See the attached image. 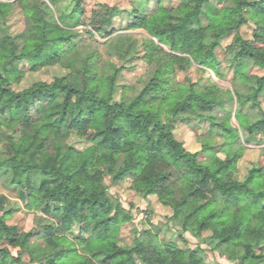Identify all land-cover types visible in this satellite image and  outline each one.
Listing matches in <instances>:
<instances>
[{
	"label": "trees",
	"instance_id": "obj_1",
	"mask_svg": "<svg viewBox=\"0 0 264 264\" xmlns=\"http://www.w3.org/2000/svg\"><path fill=\"white\" fill-rule=\"evenodd\" d=\"M10 1L0 0V171L10 173L28 209L53 216L44 227L22 232L7 224L13 211H0V264H23L22 253L30 264H208L200 246L182 248L161 238L172 230L184 242L187 233H209L213 250L235 264H264V164L255 163L239 178L248 146L264 137V76L247 73L252 65L264 69V0H184L175 13L164 0H134L132 27L171 50L167 54L150 40L156 52L151 57L160 64L162 55L170 60L137 96L119 101L124 63L138 54L134 39L127 36L132 44L117 52L124 63L108 61L99 70L98 51L80 45V33L73 31L82 26L83 0H73L70 13L60 17L56 12L67 0ZM227 2L232 4L222 6ZM98 6L87 21L90 35L112 29L124 12ZM17 11L26 27L13 35L8 23ZM249 20L256 24L252 40L239 32ZM231 35L224 49L239 88L170 86L168 74L177 62H195L225 79L215 51ZM25 63L34 71L60 66L68 74L16 91ZM197 109L209 111L200 118L210 129L200 137L202 152L192 153L175 128ZM73 136L90 146L79 151L69 143ZM122 155L126 165L118 170ZM129 172L136 176V194L156 197L172 211L165 225L145 230L134 246L121 238L122 226L135 220L134 205L124 207L104 181L112 176L117 184Z\"/></svg>",
	"mask_w": 264,
	"mask_h": 264
},
{
	"label": "rangeland",
	"instance_id": "obj_2",
	"mask_svg": "<svg viewBox=\"0 0 264 264\" xmlns=\"http://www.w3.org/2000/svg\"><path fill=\"white\" fill-rule=\"evenodd\" d=\"M14 1L15 0H11L10 2ZM44 1L49 3L48 0ZM72 1L73 0H67L65 4L61 5V7L65 6V8L62 9V12H56L57 17L70 13L73 7ZM183 1L184 0H164L163 3L172 7V12L175 13L180 7H182ZM212 2L217 4V0H212ZM99 4H108L124 12L121 16L115 19L112 29L104 34L93 31L90 35L88 30L92 29L87 26V21L92 18L91 15L93 11L99 10ZM231 4L232 2H227L222 6H228ZM133 5L134 0H83L85 13L83 14L81 21L82 26L73 29V31L80 33V37L77 39L80 45L87 47V44H89L90 48L98 51V58L94 61L96 62L99 59L97 66L99 70H103L108 61H111L114 64L124 63V61H120L117 52H124L132 44L129 38L135 40V49L138 51V54H136L131 60H128V62L124 63L125 67L128 69L126 68L127 70L122 73L118 81L119 88L115 96L116 101H119L124 95H127L129 98L137 96L153 77L155 70L161 65H166L170 60L169 57L162 55V64H160L157 56L155 58L153 56L151 57V55H156V52H153L152 49H154V46L150 43V40L154 41L159 47L164 49V52L167 54H170L171 50L165 45L158 43L156 39L150 38L144 30L132 27L134 20L132 15L129 14V11L133 9ZM151 5L153 6L154 4L152 3ZM51 6L53 10L58 9L57 5ZM202 23L207 25L206 18L202 17ZM8 25L9 30L13 35L20 34L26 27L24 17L18 11L11 14ZM255 29L256 24L254 21L249 20L247 24L241 27L239 32L245 39L252 40ZM233 36L234 35H231L223 39L222 47L215 51L217 58L223 63L222 71L227 75L225 79H218L211 70L204 68L195 62H177L175 63V70L168 74L170 86L175 87L177 84H184L188 87L190 85H198L200 87L217 84L224 90L234 92L235 89L240 87V83L234 79V71L229 68L231 56L228 55L227 51L224 49L233 42ZM181 65H183L182 68ZM20 68L23 71V77L21 81L13 86L16 91L27 89L38 82H52L54 78L63 77L68 74V71L60 66H50L42 68L39 71H34L30 68L28 63H25ZM247 73L252 76H264V69L252 65L248 68ZM245 111L247 112V110ZM208 112L209 111L206 109H197L194 112L188 111L185 114L187 120L176 124L175 135L177 139L183 142L185 148L192 153L202 152L203 148L200 137L205 136L208 133L210 123L207 120L201 119L200 115L204 116ZM217 115L218 118L223 117L222 114ZM231 122L243 135L235 118H233ZM221 141V139H216L217 143H220ZM69 143L73 144L79 151H83L90 146L89 142L75 136L71 137ZM205 159L206 156L201 155V160ZM255 163L264 164V137H259L256 142L248 146V150L239 164V178L241 180L244 179L249 169ZM125 165L126 156L122 155L118 159L117 169L119 170ZM135 178L136 176L129 172L121 181L115 184L112 176L104 177V181L106 185H108L109 192L112 196L118 198L127 209H131L134 205L133 214L135 220L124 224L121 229L122 241L129 246H134L135 239L145 230L153 229L154 226L160 227L165 225L167 222L166 218L172 216L171 209L162 206L156 197H149L148 200H144L133 191L132 184ZM42 180H44V178H42ZM20 191L21 189L19 187L11 184L10 173L5 172L4 170L0 171V211L2 213L5 211H13L12 215L7 219V224L19 228L22 232H29L33 229L44 227L46 219H49L50 216L53 215H44L42 212H35L28 209L25 201L20 196ZM39 217L43 219L42 222ZM174 233L175 231L173 230L168 231L165 235L162 234L161 238H165L168 241H174L182 248L190 247L195 249L200 246L206 250V260L208 264H235L227 257H223L219 252L213 250V247L209 244L210 240L207 238L209 233H206L202 238H196L187 233L184 235L185 242L178 237V234L175 233L176 235H174ZM77 234L78 229L76 228L70 233V237L74 238ZM6 247H8V244L3 243L2 248ZM11 252L14 257H17L19 254L18 249L14 247H11ZM21 257L23 264H30L29 255L22 253Z\"/></svg>",
	"mask_w": 264,
	"mask_h": 264
}]
</instances>
